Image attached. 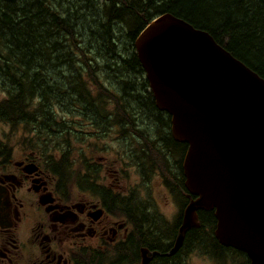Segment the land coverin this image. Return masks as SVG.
<instances>
[{
    "label": "flooded vegetation",
    "instance_id": "af4514ba",
    "mask_svg": "<svg viewBox=\"0 0 264 264\" xmlns=\"http://www.w3.org/2000/svg\"><path fill=\"white\" fill-rule=\"evenodd\" d=\"M89 64L96 84H85L90 89L85 95L90 100H106L107 109L118 114L116 126L110 127L107 118L99 116L107 127L98 131L87 112L86 140L69 139L63 145L60 136L65 121L57 108L58 139L52 166V156L46 154L50 149L44 116L34 124H12L11 119L8 124L0 122V264H122L125 259L139 264L142 250L158 256L172 248L182 213L193 199L183 170L187 146L173 144L171 118L155 106L143 72L132 85L168 121L169 143L141 138L137 107L110 81L105 60ZM4 98L0 85V100ZM87 111L94 107L87 106ZM128 143L137 144L138 149L133 151ZM65 159L70 169L67 181ZM158 203L163 208L175 206L173 221L160 216ZM159 219L165 224L157 226ZM151 228L157 233L154 237L149 236ZM144 241L154 244L143 246Z\"/></svg>",
    "mask_w": 264,
    "mask_h": 264
},
{
    "label": "trees",
    "instance_id": "16d2710c",
    "mask_svg": "<svg viewBox=\"0 0 264 264\" xmlns=\"http://www.w3.org/2000/svg\"><path fill=\"white\" fill-rule=\"evenodd\" d=\"M164 14L206 32L264 80V0H0V82L6 93L0 101V122L8 124L6 121L11 118L24 120L28 101L30 116H45L44 136L53 150L56 146L52 140L58 130L55 110L63 109L65 116L80 113L74 111L77 104L73 100H78L83 109L93 105L81 102L80 95L93 101L85 95L90 92L85 84H96L89 62L103 59L110 81L119 85L127 94L126 100L137 107L143 128L141 138L169 143L168 121L132 85L140 78L139 72H143L133 42L150 21ZM77 84L79 88H73ZM145 85L147 88V82ZM145 85L142 84L144 91ZM104 101L94 100V111H88L94 122L99 119ZM68 130L71 131L70 126ZM173 144L178 146L180 142ZM159 151L164 153L167 149L159 147ZM65 167L68 168V159ZM198 216L200 227L188 230L187 247L199 241L204 223L210 222L206 233L212 240L207 245L214 251L209 258L214 263L221 260L227 264L240 258L243 264H249L244 253L227 249L214 239L213 212H201ZM156 224L165 223L159 219ZM152 230L150 237L157 235ZM147 243L154 244L144 241L143 246ZM218 256L220 260H215ZM178 260V256H158L149 264H179ZM132 262L133 259H125L122 264Z\"/></svg>",
    "mask_w": 264,
    "mask_h": 264
},
{
    "label": "water",
    "instance_id": "95a60500",
    "mask_svg": "<svg viewBox=\"0 0 264 264\" xmlns=\"http://www.w3.org/2000/svg\"><path fill=\"white\" fill-rule=\"evenodd\" d=\"M133 47L155 106L171 116L172 137L187 145L185 186L196 200L184 209L176 246L205 210L221 246L264 264V80L170 14L152 20ZM154 255L143 250L140 264Z\"/></svg>",
    "mask_w": 264,
    "mask_h": 264
},
{
    "label": "rangeland",
    "instance_id": "374dc122",
    "mask_svg": "<svg viewBox=\"0 0 264 264\" xmlns=\"http://www.w3.org/2000/svg\"><path fill=\"white\" fill-rule=\"evenodd\" d=\"M118 53H119V50H118ZM99 75L106 76V74H99ZM116 87L118 88V90H120L117 85H116ZM73 88H77L78 89L79 88V85L77 84V85L73 86ZM80 101L81 102H84V103L89 102V100L88 101L85 100V97L83 96V94L80 95ZM55 102H56V100L54 101V104H55ZM73 102H75V104H77V107H75V110L74 111H77V112H80V113H77L76 114V113H72L71 112L67 116H65L64 114H62V118L70 126V129H71V133L70 134L65 133V134H62L60 136V141H61V143L63 145H65V143H66L67 140L73 139L72 136H75L74 138L77 141H81L82 139H86V137H87V133H86V123L88 122V119L87 118L89 116V114L87 113L88 112L87 111V107L83 109L81 107V105H80V103H79L78 100H75V101L73 100ZM93 103H94V100H93ZM103 104L104 105L102 107H100V108H102L104 114L106 116L111 115V117L109 119L110 121H108L110 123V127L116 126L117 123H118V114L117 113H112V112H110L107 109V102H106V100L103 102ZM30 110H31V107H30V105L28 103V111L26 112V117L24 118L25 119V122L24 123H29V124L38 123L37 119L41 120L40 117L42 115H39L38 116V113H36V114L30 116L29 115ZM100 113H101V109H100ZM42 119L44 121V118H42ZM16 121H17V119H12L11 118V123L12 124H15ZM54 122L57 123V120L55 119ZM97 122L98 123H95L94 122L93 126L95 127L96 130L102 132V127L103 126H106L107 127V124H105V122H103L100 119H97ZM44 127H46L45 122H44ZM74 130H76V131H74ZM110 130H112V129H110ZM57 139H58V136L53 141V143H54L55 146L57 145ZM128 144H129V146L131 147V149L133 151H135V150L138 149L137 144H133V143H128ZM47 147L49 148L50 146H47ZM83 155L86 157L87 156V153L85 152ZM65 161H66V159L62 161V164L65 163ZM55 162H56L55 160H51V165L53 166L55 164ZM65 175H66V181L69 180L70 179V176H67V173ZM176 196L178 197V195H176ZM194 200H196L195 197L193 199H191V201H194ZM158 205H159L158 206V213L160 214V216H162V218L164 220H166L167 222L173 221V219L177 215L175 213V211H176L175 206L173 204H171L168 208H163L162 205H160L159 203H158ZM197 211L199 212V214L201 212H208V211H205V210H197ZM207 226L210 227V222H205L204 223V227H203V229L201 231V234L202 235H201L199 241L196 240L189 247H187L185 245V242H187L185 240L187 239L186 238V234L188 233V230H190L191 228L185 227L187 230L182 235V240L180 242V245L177 247L176 246V240H177L176 238H177V236L179 234V230H178V233H177L176 238H175V240L173 242L172 248H170L168 251L166 250L167 251L166 253L159 254V255L166 256V257L178 256L179 264H184L185 262H187V264H227L226 262H223L222 263L219 256H218V258L215 259V260H220L218 262H215L214 263V261H212L210 259L211 258V255L210 254H211V252L214 251V248H212L211 246H208L207 245L209 243V241L212 240L211 236H209V234L206 233L207 229L209 228ZM181 227H182V225H179L178 229H181ZM188 240H189V238H188ZM193 250L196 251V253H192ZM183 251H185V253H183ZM149 253H154V252H149ZM169 253H170V255H169ZM217 253H219V252H215V254H217ZM219 254H221V253H219ZM158 256L155 254L152 257L154 258V257H158ZM228 257H231V255L229 254ZM141 260H142V257H141ZM232 260H233V262H232ZM232 260H230L228 262V264H243V262H242V260L240 258H234Z\"/></svg>",
    "mask_w": 264,
    "mask_h": 264
},
{
    "label": "bare ground",
    "instance_id": "6f19581e",
    "mask_svg": "<svg viewBox=\"0 0 264 264\" xmlns=\"http://www.w3.org/2000/svg\"><path fill=\"white\" fill-rule=\"evenodd\" d=\"M0 85H1V82H0ZM1 87H2V85H1ZM28 101L26 102V106H25V114H26V112L28 111ZM93 104V105H91V106H93L94 107V103H93V101H89L88 102V105L89 104ZM95 111H98V110H95ZM41 115V114H40ZM38 116H39V113H38ZM98 116H100V117H103V116H105L106 118H107V121H110L109 119H110V117H111V115H109V116H106L105 114H104V112H103V110L101 109V113H100V111L98 112ZM39 121V120H38ZM6 122H8V121H6ZM18 122H25V119L24 120H17L16 121V123H18ZM15 123V124H16ZM57 124V123H56ZM68 124L65 122V126L63 127V134H65V133H71V131H69L68 130ZM56 131V133H57V130H55ZM74 131H76V130H74ZM56 136H58L57 134H56ZM46 139V138H45ZM47 141V140H46ZM52 142H53V140H52ZM63 170H64V172H65V174L67 173V176H70V169H69V167L67 168V167H65V166H63ZM196 214H197V212H196ZM182 215H183V213H182ZM199 217V216H198ZM182 221H183V218H182ZM182 225V224H181ZM150 261H151V259H150ZM149 261V262H150ZM149 264V263H148Z\"/></svg>",
    "mask_w": 264,
    "mask_h": 264
}]
</instances>
